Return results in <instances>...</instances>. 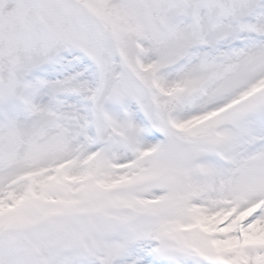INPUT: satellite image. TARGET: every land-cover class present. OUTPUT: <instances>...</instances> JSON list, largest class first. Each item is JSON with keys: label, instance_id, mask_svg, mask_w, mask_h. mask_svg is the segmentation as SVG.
Instances as JSON below:
<instances>
[{"label": "snow or ice", "instance_id": "6c2138e0", "mask_svg": "<svg viewBox=\"0 0 264 264\" xmlns=\"http://www.w3.org/2000/svg\"><path fill=\"white\" fill-rule=\"evenodd\" d=\"M0 264H264V0H0Z\"/></svg>", "mask_w": 264, "mask_h": 264}]
</instances>
